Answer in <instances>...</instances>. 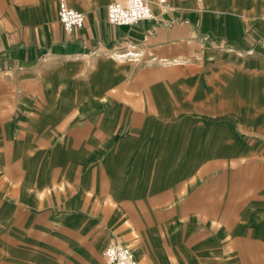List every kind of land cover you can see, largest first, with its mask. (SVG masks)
Here are the masks:
<instances>
[{
    "label": "crops",
    "instance_id": "1",
    "mask_svg": "<svg viewBox=\"0 0 264 264\" xmlns=\"http://www.w3.org/2000/svg\"><path fill=\"white\" fill-rule=\"evenodd\" d=\"M67 1L0 0V264H264V0Z\"/></svg>",
    "mask_w": 264,
    "mask_h": 264
},
{
    "label": "built area",
    "instance_id": "2",
    "mask_svg": "<svg viewBox=\"0 0 264 264\" xmlns=\"http://www.w3.org/2000/svg\"><path fill=\"white\" fill-rule=\"evenodd\" d=\"M165 12L170 10L167 0H156ZM148 0H117L107 6L108 22L114 26H136L142 21L154 20L153 4ZM59 20L67 33L82 29L85 14L68 5L67 0H58ZM106 264H137L134 251L116 239H111L104 253Z\"/></svg>",
    "mask_w": 264,
    "mask_h": 264
},
{
    "label": "rangeland",
    "instance_id": "3",
    "mask_svg": "<svg viewBox=\"0 0 264 264\" xmlns=\"http://www.w3.org/2000/svg\"><path fill=\"white\" fill-rule=\"evenodd\" d=\"M243 1V0H241ZM206 39H209V37L207 36ZM218 42V45L219 46H223L222 48H227L228 50H233L232 47H233V44L232 42H229L228 40H220V41H217ZM261 42V41H260ZM263 45H264V41L261 42ZM250 51V50H249ZM248 53H251V52H248ZM218 103H220V98L218 99V102H216V104L218 105ZM129 246V245H128ZM132 248V247H131ZM133 249V248H132ZM134 251V250H133Z\"/></svg>",
    "mask_w": 264,
    "mask_h": 264
}]
</instances>
